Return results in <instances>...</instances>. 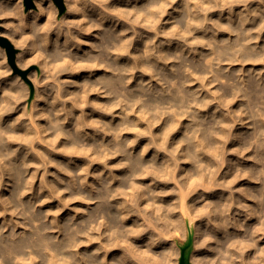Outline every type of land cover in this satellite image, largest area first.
I'll use <instances>...</instances> for the list:
<instances>
[{
  "label": "clouds",
  "instance_id": "9594fccd",
  "mask_svg": "<svg viewBox=\"0 0 264 264\" xmlns=\"http://www.w3.org/2000/svg\"><path fill=\"white\" fill-rule=\"evenodd\" d=\"M0 264H264V0H0Z\"/></svg>",
  "mask_w": 264,
  "mask_h": 264
}]
</instances>
